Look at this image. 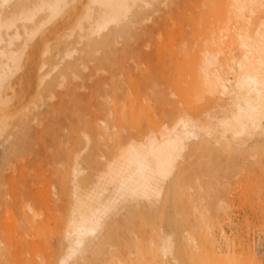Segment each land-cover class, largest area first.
Segmentation results:
<instances>
[{
    "label": "bare ground",
    "instance_id": "1",
    "mask_svg": "<svg viewBox=\"0 0 264 264\" xmlns=\"http://www.w3.org/2000/svg\"><path fill=\"white\" fill-rule=\"evenodd\" d=\"M163 2L180 6L177 0H0V136L17 123L10 120L22 121L13 134L25 127L28 133L31 118L58 112L59 102L35 109L57 92V74L67 78L100 49V63L112 68L124 38L120 61L129 51L138 59L128 81L108 76L110 93L97 97L110 109L90 106L94 130L77 125L85 150L71 173L75 208L59 224V255L42 264H264L260 239L239 253L218 245V236L233 245L225 229L230 204L224 212L215 207L238 156H258L250 165L264 168V0H186L190 8H176L178 25L168 23V40H153L152 65L150 53L132 40L152 41L154 27L141 25ZM142 56L148 71L136 76ZM101 145L111 154L103 166ZM57 154L49 153L54 162ZM250 184L263 188L264 174L251 176ZM146 216L160 219L150 224Z\"/></svg>",
    "mask_w": 264,
    "mask_h": 264
},
{
    "label": "rangeland",
    "instance_id": "2",
    "mask_svg": "<svg viewBox=\"0 0 264 264\" xmlns=\"http://www.w3.org/2000/svg\"><path fill=\"white\" fill-rule=\"evenodd\" d=\"M177 6H168L163 2L160 7L162 8L161 11L155 13L151 19L144 21L141 25L147 28L154 27L155 32L152 41L147 43V40L144 39L141 43V40H132L134 46L142 47L143 52L150 53L149 57L153 58L151 59L152 65L156 64V61L154 62L156 55L152 54L156 46L153 40L157 39L159 42L168 40L169 30L174 29V23L178 22ZM179 8L185 10L190 6L187 5L186 0H181ZM157 14L159 15L157 16ZM154 17L156 19L159 17V19L156 20ZM160 17L165 20L164 24L160 21L162 20ZM157 22L162 26L157 25ZM169 22L171 29H169ZM176 25L178 24L176 23ZM124 42L125 39L122 38L116 44V53L113 55L115 63L112 68H108V62L100 63L99 57L103 54L100 49L99 52L86 57L82 64L75 68L67 78L61 76V73L57 74V92L52 98L45 97L44 102L39 101V107L35 109V112H45L48 102H59L61 109L58 112L46 113L43 119H40L42 116L39 115L37 120L30 116V123V120L27 119L30 126L28 124L26 126L32 134L25 131L26 127L24 133H17V129H14L15 140L18 141L15 143L13 139L15 135L11 131L12 126H16L19 124L18 122L22 124V121L21 119H13L10 121L17 123H11V129L8 128L0 136V264H42L47 258V260L53 261L59 255L58 250L60 251V248L57 242L61 232L59 224L62 225L63 221L64 223L68 221L75 208V199L72 195L73 185L70 181L72 170L75 167V156L85 150L83 132L79 133L77 125L85 129L84 132L93 131L94 123L90 114V106L104 108L106 111L110 109L107 101L97 97L98 94L107 95L110 93L111 86L108 81L110 74H116V78L123 75V78L128 81L127 70H132V66L136 65L138 59L133 61V58H130L132 53L129 51L125 52L124 60L120 61ZM143 57L139 60L142 62H140L142 64L141 69L134 70L136 76H142L148 71V66L143 62L146 60H143ZM170 98L175 99L174 96H170ZM86 115L88 120L85 118ZM98 118L106 122L104 113H100ZM88 121L92 122L93 125L89 124ZM97 126H104V124L98 123ZM42 140L46 141L43 142ZM43 143H46V146ZM51 151L58 152L55 162L50 158L49 153L51 154ZM69 153H73L74 157L70 158ZM99 154L104 155V157L98 158L99 163L103 166L108 162L106 157L110 158L111 154H107L104 145H101ZM256 157V160H253L252 157V161L243 156L237 157V161L240 163L231 166L230 170L227 171L230 175L228 178L231 182L230 186L228 189L224 188L218 200L215 201V207L217 204H221L218 205L219 212H224L227 204H230L227 208L230 218L226 221L225 229L233 244L228 245L218 236V245L221 243L223 249L235 253H239L244 244L257 246L256 238L260 239L259 242H264L262 240L264 238V187L257 186L255 188L251 184L249 187L246 186L248 180H251V176L264 174V168L250 165V163L260 161L259 157ZM247 171L251 175L249 178ZM67 180L70 181L67 185L69 194L64 190ZM237 180H240L242 184L240 185ZM88 182H90V178ZM48 190H50L49 196L47 195ZM44 192H47L46 197L49 199V204L46 203L48 205L41 203L47 199L43 195ZM37 211L41 213L40 217ZM43 216H45L44 222L41 218ZM146 218L150 224L160 219L158 216L153 218L146 216ZM39 219L41 222L38 221ZM35 221L37 224L40 222L41 227H38ZM258 236L260 237L258 238ZM260 249L264 248L261 247ZM55 254L58 255L55 256Z\"/></svg>",
    "mask_w": 264,
    "mask_h": 264
}]
</instances>
